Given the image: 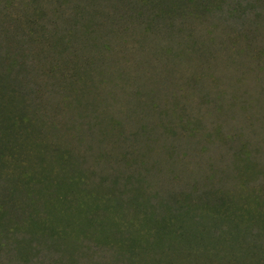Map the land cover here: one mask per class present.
I'll list each match as a JSON object with an SVG mask.
<instances>
[{
  "label": "rangeland",
  "instance_id": "374dc122",
  "mask_svg": "<svg viewBox=\"0 0 264 264\" xmlns=\"http://www.w3.org/2000/svg\"><path fill=\"white\" fill-rule=\"evenodd\" d=\"M0 264H264V0H0Z\"/></svg>",
  "mask_w": 264,
  "mask_h": 264
}]
</instances>
